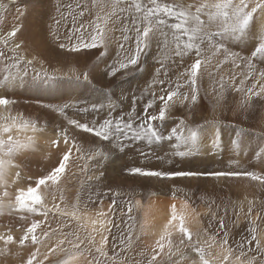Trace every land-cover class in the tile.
I'll list each match as a JSON object with an SVG mask.
<instances>
[{"label":"snow or ice","instance_id":"obj_1","mask_svg":"<svg viewBox=\"0 0 264 264\" xmlns=\"http://www.w3.org/2000/svg\"><path fill=\"white\" fill-rule=\"evenodd\" d=\"M16 2L0 0V23H6L10 5ZM23 3L24 7L16 10L17 19H27L29 6L40 5L43 0H23ZM69 16L72 27L65 29L62 39L60 27ZM50 19L52 23L45 40H51L68 53L98 52L97 63L90 68L71 66L67 71L63 66L52 67L38 54L29 52L20 35L24 24L16 23L10 30L0 32V88L4 89L0 94V214L18 215L23 221L19 228L21 235L17 237L9 231L0 235V241L5 246L18 244L21 249H32L26 259L21 253H16L21 264H53L50 257L57 258L55 264H76L85 251L92 256L88 264H264V235L259 233L257 224L259 214L256 220L251 219L255 210L254 199L248 200V231L236 241L232 233L238 227L242 205L240 213L233 208L236 221L230 227L228 213L231 201L217 204L215 199L209 200L208 215L211 219L205 225L203 214L190 202L189 193L173 185L167 216L158 235L151 245L141 247L139 241L147 234L149 212H145L138 231L132 213L134 209L143 207L140 200L133 204L129 199L126 212L121 209V222L117 223L116 209L119 205L116 197L120 193H113L107 210L102 207L93 217L87 211L88 204L94 202L91 193L81 208L80 190L76 199L69 203L63 186L74 156L99 163L114 149L123 153L135 147L139 156L146 160L154 156L158 161L172 163L176 158L193 156L205 148L209 134L211 148H219L220 121L213 117L197 123L195 119L203 79L206 74L210 79L218 77V81L213 79L214 109L226 103L228 91L239 94L236 107L240 111L264 102V67H261L264 66V0H75L74 4L67 5L56 0L55 15ZM257 20L260 21L258 32L253 31ZM239 44L245 45L243 55L233 50ZM153 46L157 50L154 62L158 66L149 83L143 89H137L139 97L133 93L132 110L126 115H114L117 104L108 98L107 88L97 89L96 100L99 102L85 103L84 106L80 101L63 104L35 101L41 108L63 118L54 127V138L48 141L60 155L50 170L35 180L23 174L21 164L16 161L29 150L34 151L36 145L35 136L27 133L42 132L47 122H42L39 116L17 111L18 101L9 98V90L13 94L16 89L45 91L64 81L77 86H94L96 77L93 73L100 63L105 64L101 76L115 79L122 74L127 77L143 71L144 60L152 54ZM113 47L115 56L111 62H106L105 58L111 55L109 50ZM226 65L247 70L239 73L237 82L235 72L222 74ZM181 68L183 71H178ZM141 103L142 109L138 110ZM179 108H186L188 115L175 117ZM69 109L76 116L96 114L97 118L82 121L70 117ZM101 114H104L103 118H100ZM78 133L88 134V139L82 140ZM245 135L247 131L236 126V138L231 144L237 156L244 151L242 137ZM260 136L264 140V132ZM161 152L163 155L159 154ZM256 155L264 161V147ZM230 163L237 168L199 171L137 166L126 167L125 171L133 177L161 181L178 177H211L217 181L243 179L256 182L264 189V172L239 169L238 160ZM12 169H16L14 175L11 174ZM88 170L87 164L80 169L81 172ZM102 177L101 172L89 176L88 181L99 182ZM10 186L14 187L13 192L8 190ZM49 192L59 193L58 202L51 206L48 204ZM52 199L56 201L57 198L53 195ZM50 213L67 220L58 228L48 226L45 230ZM35 216L44 219L32 218L29 222V218ZM124 216L127 219H123ZM72 222L78 228L64 231L72 227ZM80 229L86 231L84 237L79 234ZM113 229L117 230L118 236L112 235ZM58 230L61 238L42 254V241ZM97 233L101 234L99 242ZM66 244L70 247H64ZM214 249H219V252ZM41 255L43 259H40Z\"/></svg>","mask_w":264,"mask_h":264},{"label":"rangeland","instance_id":"obj_2","mask_svg":"<svg viewBox=\"0 0 264 264\" xmlns=\"http://www.w3.org/2000/svg\"><path fill=\"white\" fill-rule=\"evenodd\" d=\"M24 5L21 3L19 5V8H23ZM117 36H119V32H117ZM240 48L241 50H239ZM244 46L239 44L238 46H234V51H240L241 54H245L244 52ZM111 55L105 58L106 62H111V59L115 56V48L109 50ZM98 54V53H97ZM157 55V50L155 46H153L152 54L148 55L146 59L144 60L143 64V71H137L134 73L129 74L127 77H123L121 74L115 79L108 78L105 76H101L100 73L105 71V64L102 66V71L98 72L97 75H95L96 79L94 80V86H90V95L86 99H82L81 106H84L85 103L90 102H99L96 100V97L98 95L97 89L107 88L108 89V98L115 101L117 104L116 110L114 112V115L119 116L122 113L125 115L130 112L131 109V97L133 93L139 97L140 93L137 91V89H143L151 80L152 74L155 70V67L158 65L154 62V57ZM185 61L187 63H190V61L185 58ZM94 65V63L91 60L90 56V66ZM224 69H227V72H235L237 74V82L239 80V73L242 71H246L247 69H232L230 65H226ZM178 71H183V68L178 69ZM175 74L173 75L174 78ZM213 79L218 81V77H213L209 80L207 86L205 88L201 89V93L205 95V91L211 94L213 97L212 102L209 100V97L206 96L204 99V102L198 110H196L200 103H198L196 109H195V119L197 123H202L205 119L211 120L213 117H210V114H215L214 112L223 108L226 105L232 104V102L237 98L236 95L232 94H225L226 97V103H223L222 106L218 108H213L214 104V94L212 92L213 88ZM157 86V89L158 90ZM115 95H112V94ZM90 98V99H89ZM107 103V101H105ZM37 106V104L34 102V100H26L25 101V107H26V113L25 115L30 116H39L42 122H45L47 114H43L42 111H39V109L32 108L31 105ZM142 103L138 105V110L142 109ZM20 111L24 112L23 109H19ZM31 111L34 112V114L30 113ZM107 112V109H105V113ZM56 116L53 117V122H56L57 124L58 120L57 118H62L58 116L56 113H53ZM68 115L70 117L79 118L82 121H92L93 119H96V114L91 115H80L76 116L75 112L72 109L68 110ZM104 114H101L100 118H103ZM175 117H179L181 115L187 116L188 110L186 108H179L177 112H175ZM238 114L234 115L232 117H226L225 119H219L220 121V133L222 134L223 128L227 132H235L236 126L239 128L245 129L241 126L240 121L238 120ZM57 119V120H56ZM63 119V118H62ZM235 119V120H233ZM230 120V121H228ZM232 122V124H231ZM247 122V121H245ZM54 125H52V128L54 129ZM246 130V129H245ZM247 133H250L252 136V129L246 130ZM251 131V132H250ZM54 132V131H53ZM223 135V134H222ZM78 136L82 140L88 139V134L85 133H78ZM54 138V137H52ZM52 138L47 139L46 143L43 144L41 142H36V146L42 150L41 154H32L27 155L23 160V163L25 165H29L30 172L24 173L26 176H31L33 180L38 178L39 176L46 173L47 170H50V168L53 166V163L57 160L60 153L56 152L54 148L50 146L48 141ZM139 145H137L138 147ZM167 147V145H165ZM61 149L63 150V144L60 145ZM241 153V152H240ZM160 155H163V153H159ZM242 154V153H241ZM243 155V154H242ZM249 156L245 153L243 155L242 159H246L245 161L241 160L240 156H237L235 152L228 151L225 146L220 144V147L213 150L211 148V152H201L196 153L193 156L187 157V158H176L172 163H169L168 160L164 161H158L153 156L151 159H144L143 157L139 156V153L136 151V148L134 147L131 151L126 150L125 152L121 153L118 150H113L111 153L107 156L106 159H103L97 163L96 161H87L76 159L75 156L73 157V164L69 171V174L64 182L65 187V196L69 203L73 202L76 199L77 191L80 190V202H81V208L84 207L85 203L89 200V195L91 193L93 203H89L87 210L91 209H97V208H105L107 210V206L112 202L113 199V193H120L119 196L116 197L117 204L119 207L116 209V222H121V209H124L126 212V202L131 199L132 203H135L136 198H140L141 201H145L148 198V195L152 192H161L164 196L171 197V189L173 185L176 186V188L183 189L184 192L189 193L190 195V202L193 203V206H196L195 208L200 207V205H203L207 208V210L202 213L203 214V223L207 225L209 220L211 219L210 215H208V201L211 199H215L217 204H221L222 202L227 203L228 201H231V204L229 205V226L231 227L233 221H236V216L233 215V208L235 212L240 213L241 212V204L237 203L236 199L233 196V190L234 188L231 186V183L234 185H239L240 183L244 182L243 179L237 180V179H228V180H220L217 181L215 178L211 177H201L199 179L194 178H175L174 180H157L155 178H137L129 175L126 171V167H137V166H145L150 167L154 169H160L163 168L165 170L167 169H175V170H199V171H211V170H228V169H236L237 166L235 164H231L230 161L232 160H238L239 161V169H247L249 171H256V172H264V170H259V166L257 167L256 164L252 163V158L247 159ZM85 164L88 165V171L87 172H81L80 169L85 166ZM259 170V171H258ZM38 175V177L33 176V174ZM103 173L102 179L97 182L95 180L89 182L88 177L89 176H96L100 173ZM74 174V175H73ZM83 181V187L81 188V182ZM244 191V188L240 192ZM107 193V195H105ZM53 195L56 196V201H53L52 197ZM196 197V198H195ZM59 199V193L58 192H49L48 193V204L51 206L54 202H58ZM101 201H103V204H101ZM194 201V202H193ZM240 205V206H239ZM213 211L216 209L213 208ZM247 211H248V204L243 207V212L239 216L238 221V227L233 231L232 237L239 241L245 233L248 231L249 223H248V217H247ZM255 212L259 214L260 219L257 221L258 224V231L261 229H264V205L262 206H255ZM253 211V212H254ZM133 216L136 218V225L137 230L139 231V225H140V210H133ZM221 215L223 214V210H221ZM252 217V214H251ZM32 218L36 219H44L42 216H35L30 217L29 222ZM123 219H127V216H124ZM252 219V218H251ZM67 218H61L59 215H53L50 213L49 219L47 221V226H45V230L48 229V226L51 228H58L59 224L65 223ZM253 220V219H252ZM23 223V221L20 219L18 215H8V214H1L0 217V228L2 229V233L0 235L7 234L9 231H11L14 235L17 237L21 235L22 233L19 231L20 225ZM214 230H215V222L213 224ZM78 228V226L75 224V222H72L71 228H66L64 231H75ZM123 228V225H122ZM39 233V230H38ZM79 234L81 237H84L86 235V232H84L82 229L79 230ZM112 235H117L118 232L116 229L112 230ZM62 236L61 231H57L55 234L50 235L48 238H45L42 241V244L40 245V252L43 251L41 248L43 245L48 243V245H54L57 243L58 239H60ZM70 239L72 237H69ZM179 240V239H178ZM112 239L111 236L109 237V248H111ZM139 246L143 247V237H141L139 241ZM49 247V246H46ZM64 247H70L69 245H64ZM86 247V245H85ZM31 248H24L21 249V247L18 244L15 245H8L5 246L3 241H0V264H21V259L16 255V253H21L23 255V258H27V254L31 251ZM117 251H119V247L117 248ZM93 255H95L93 253ZM109 255H111V251L109 252ZM83 257H85L88 260L92 259V256H89L88 252L85 251ZM62 258V257H61ZM50 259L53 261V264H55L56 257H50ZM45 264H48V262H45Z\"/></svg>","mask_w":264,"mask_h":264},{"label":"bare ground","instance_id":"obj_3","mask_svg":"<svg viewBox=\"0 0 264 264\" xmlns=\"http://www.w3.org/2000/svg\"><path fill=\"white\" fill-rule=\"evenodd\" d=\"M4 3H7L8 0H3ZM23 3V0H17L16 3H13L10 5L9 11L7 13V20L6 23H0V32H6L10 30V28L16 24V23H22L25 25V28L22 29L21 32V39L26 41V44L28 46V50L32 55L38 54L40 58L44 59L46 63L51 64L52 67H60L63 66L64 70L67 71L68 67L75 66L78 68H83L84 66H90V56L91 60L94 64L97 63V56L98 52L92 51V52H81V53H68L66 50H62L58 47V44L51 42V40H45V37H47L48 31H49V25L52 23L51 17L55 15V4L56 0H43V3L36 6H29V15L27 19H17V8H19V5ZM62 3L64 5H67L69 3H75V0H62ZM24 5V3H23ZM259 16V14H257ZM260 21L257 20L254 22L253 25V31H259ZM72 27V20L69 16L66 23H62L60 27L61 36L63 39V36L65 34V29H70ZM66 42V41H64ZM245 47L244 44H241ZM241 50L240 48H238ZM109 62V61H108ZM104 63H100L99 67L96 69V71L93 74H96L98 72H101L104 68ZM103 66V68H102ZM264 67V66H261ZM105 69V68H104ZM227 69L223 70L222 74H227ZM95 76V75H94ZM121 77V76H120ZM210 78L206 74L203 79V88L208 87L207 84L209 82ZM4 93V89L0 88V94ZM227 94L236 95L237 98L232 102V104L226 105L223 108L215 111V114H210V117H215L221 119H225L226 117H232L234 115L238 114V120L240 121V124L242 127H244L246 130L252 129V136L250 133H247L243 139V146L244 151L241 153L244 155L245 153L249 156L247 159L252 158V163L256 164V166H259V170H264V161L261 160L260 157L256 155L257 152L261 150L262 147H264V140L261 139L260 133L264 132V102H258L256 103L251 109H248L247 111H240L236 105L240 99L239 94L235 93L234 91H228ZM9 98L16 99L18 101V107L17 111H20L19 109L24 110V114L26 113V100H34L41 101V103H51V104H63V103H75L77 101H82V99L88 98L90 95V86L81 84L77 86L74 83H70L68 81L61 82L60 85L57 87L51 89V90H34V89H16L15 93L11 90L8 92ZM206 96L209 97V100L212 102L211 99L213 97L210 93L207 95H204L201 93V99L198 103L199 106L196 110L201 108L200 106L203 104L201 102H204V99ZM90 99V98H89ZM36 103V102H35ZM213 103V102H212ZM37 104V103H36ZM31 105V104H29ZM31 107L39 109V111H42L43 114H47L46 116V122L47 126L44 128L42 132H28L27 135H34L36 138V142H41L43 144L46 143L47 139L52 138L55 136V133L53 132L54 129L52 128V125H57L56 122H53V117L56 115L53 114L50 110L41 108L38 104L37 106L31 105ZM30 113L34 114L33 111ZM58 123L60 124L62 122V118H57ZM56 119V120H57ZM235 120V119H233ZM222 121V120H221ZM230 121V120H228ZM247 121V122H245ZM232 124V122H231ZM251 132V131H250ZM223 134V135H222ZM221 136V144L225 146V148L233 152V146L231 144V141L233 138H236V131L235 132H227L225 128H223ZM23 135V134H22ZM206 147L203 148L199 153L203 152H211V139L209 134V139L205 142ZM61 144H63L61 142ZM41 154L42 150L39 149L35 145V150H29L26 154L21 155L17 159V163L21 164V167L23 169L24 173L30 172L29 165H25L23 163V160L27 155L32 154ZM239 154L241 160L243 161V155ZM246 160V159H245ZM244 160V161H245ZM258 170V171H259ZM16 169L11 170V174L14 175ZM33 176L38 177V175L33 174ZM11 183V180H10ZM231 186L234 188L233 190V196L236 199L237 203L241 204L242 207H245V205L248 204V200H255V206H262L264 203H261V201H264V189H261L260 186L256 182H251L248 180H244V182L240 183L239 185H234L231 183ZM244 188V191L241 193L242 189ZM10 192L14 191V187H9L8 189ZM196 198V197H195ZM135 200H140V198H136ZM171 202V197L164 196L161 192H152L148 195V198L145 201H141L142 208L140 209V223L145 219V212H149V215L147 217L149 226L146 229V235H143V242L144 245H151V243L155 240L156 236L158 235L160 228L162 227L166 216H167V205ZM194 202V201H193ZM179 203V200L177 201ZM240 206V205H239ZM196 207V206H194ZM105 211L106 209L103 208ZM198 212L204 213L207 208L203 205H200V207L196 208ZM101 210V208L97 209H91L87 210L88 214L90 216L95 215L96 211ZM1 217V214H0ZM253 220H256L257 218V212H252ZM1 226V225H0ZM98 227V225H97ZM91 225L88 226V229L90 230ZM264 228V227H263ZM84 232H86L84 229H82ZM0 233H2V229L0 228ZM259 233L264 235V229L259 230ZM100 233L96 234V240L99 242L100 239ZM178 240L179 237H176ZM51 246L46 243L41 248L43 251L41 252L46 253L48 247ZM215 252H219V249H214ZM40 259H43V255L40 256ZM88 259L85 257H80L79 260L76 262V264H88Z\"/></svg>","mask_w":264,"mask_h":264}]
</instances>
